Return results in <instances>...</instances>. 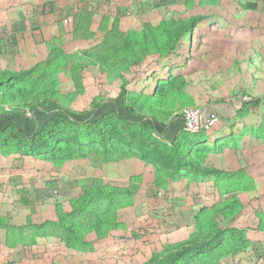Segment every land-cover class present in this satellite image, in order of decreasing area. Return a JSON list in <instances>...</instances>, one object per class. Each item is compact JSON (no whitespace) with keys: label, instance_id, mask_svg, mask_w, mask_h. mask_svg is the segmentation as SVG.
Masks as SVG:
<instances>
[{"label":"rangeland","instance_id":"rangeland-1","mask_svg":"<svg viewBox=\"0 0 264 264\" xmlns=\"http://www.w3.org/2000/svg\"><path fill=\"white\" fill-rule=\"evenodd\" d=\"M186 1L0 0V71L8 69L6 55L16 50L29 52L33 40L47 35V31L52 33L57 25L73 23L75 14L90 3H104L103 13L114 9L115 16L121 18L119 31H139L141 23L148 20L156 24L158 19L169 17V6ZM221 2L226 11L200 38L199 67L183 74L187 85L179 88L183 89L182 99L187 106L223 102L235 94L260 98L257 105L241 103L232 118H219L201 135V145L209 152L216 151V144L219 151L237 155L245 152L248 164L243 172L237 171L235 178L195 173L184 167L172 173L164 154L166 147L156 145L147 134L130 140L129 131L113 116L94 127L58 121L42 136L27 140L17 139L7 128L0 134V215L16 213L17 228L12 235L0 228V264H145L169 247L192 238L201 228L209 233L217 224L213 212L231 202L234 211L227 226L233 232L210 256L200 255L188 264H264V0ZM248 2L256 8L245 11L240 7ZM51 5L55 7L51 9ZM99 19L96 13L90 17L97 37L83 42V47L100 43V32L112 29L113 22L100 24ZM111 68L100 72L96 66L86 67L78 85L70 73H60L57 98L67 101L75 111L115 98L120 79ZM39 73L37 67L17 83L4 87L10 101L1 99L0 111L8 103L28 116L45 97L42 84L37 82ZM182 73L178 72L180 77ZM123 94L126 97L125 91ZM167 97L169 108H175L177 101L170 98L169 92ZM96 127L112 138L115 160L106 159ZM54 161L61 169L51 166ZM97 179L130 192L114 210L113 217L122 232L102 239L91 232L86 236L88 251L68 249L52 227L57 221L56 209L59 206L64 212L70 211L68 200L80 195L81 186ZM249 224L254 229H247ZM43 232L48 233L30 238L33 233ZM236 243V253L213 260Z\"/></svg>","mask_w":264,"mask_h":264},{"label":"trees","instance_id":"trees-1","mask_svg":"<svg viewBox=\"0 0 264 264\" xmlns=\"http://www.w3.org/2000/svg\"><path fill=\"white\" fill-rule=\"evenodd\" d=\"M221 1L189 0L182 2L181 5L173 4L168 7L172 8L168 18L158 19L156 24H150L147 20L141 23L142 28L139 31L133 29L119 31L117 23L121 18L115 16L114 9H108L109 13L107 11L103 13L104 3H90L91 6L75 14L73 23L66 26L57 25L52 33L47 32L46 37L35 42L34 51L16 50L6 55L8 69L0 71L2 89L0 105L1 99L3 101L10 99L8 91L3 90L4 87H9L11 82L12 85L17 83L37 67L40 69L37 82L42 84L45 97L30 109L28 116L7 103L0 111V134L11 128L17 139H34L42 136L46 129L57 125L58 121L72 126L94 127L105 117L113 116L123 124L126 131H129L130 140L147 134L156 140V145L166 147L164 154L168 161V171L172 173H178L184 167L200 174L223 178L237 177V171L243 172L248 164L247 155L245 152L237 155L230 151H219L217 144L214 148L216 151L209 152L201 145L203 141L201 135L210 128H203L202 124L211 114L220 119H228L227 117L238 112L241 103L257 105L260 98L235 94L223 102H206L200 108L201 126L197 131L188 129L182 118L175 113L189 107L184 105L183 89L179 86L187 85L186 78H183L184 73L187 74L199 67L198 62L201 59L199 41L226 11ZM53 6L51 5V9ZM240 7L245 11H251L256 5L248 2ZM95 13L100 17V24L109 25L113 22L112 29L100 32L103 33L100 43L83 47V42L97 37V32L90 26V17ZM34 61L38 64L33 65ZM25 63L29 64V67L25 68ZM89 66H96L100 72L110 71L113 67L111 69L116 70L120 79V91L115 98L102 99L85 111H75L69 107L67 101L61 102L56 96L58 76L60 73L68 72L78 85L81 71ZM178 72H183L180 74L181 77ZM168 92L170 98L177 101L175 108H169L171 104L167 97ZM15 101L20 102V99ZM223 111L229 115L225 117L226 113ZM168 115L169 117L164 120ZM97 131L106 159L115 160L112 138L100 128H97ZM46 145L48 147L50 143ZM248 156L250 158L251 152ZM51 166L57 170L61 169L60 164L55 161ZM105 184L97 179L89 186H81L80 195L68 200L70 205L68 212L57 207V221L53 222L52 227L56 229L55 234L61 238L66 248L86 252L88 251L86 236L89 233L93 232L96 239H102L122 232L121 225L113 217L114 210L121 199L130 195V192L126 188H114ZM232 203L213 212L212 217L217 219V224L209 233H203L200 227L195 236L169 247L145 264H188L200 255L210 256L222 244V239L233 232L228 230L227 226L233 216ZM15 215L16 213H6L5 217L0 215V228L5 229L7 234H14L17 228L14 223ZM27 223H31L30 219H27ZM250 224L247 229H254ZM46 233L48 232L33 233L30 238L34 235L46 236ZM236 252L237 243L235 247L227 248L213 260H220L224 255Z\"/></svg>","mask_w":264,"mask_h":264},{"label":"built area","instance_id":"built-area-1","mask_svg":"<svg viewBox=\"0 0 264 264\" xmlns=\"http://www.w3.org/2000/svg\"><path fill=\"white\" fill-rule=\"evenodd\" d=\"M183 120L184 125L193 131H197L201 126L200 121V107L198 106H189L184 107L176 113ZM219 118L215 114H211L206 121L203 122V128H211L217 124Z\"/></svg>","mask_w":264,"mask_h":264},{"label":"crops","instance_id":"crops-1","mask_svg":"<svg viewBox=\"0 0 264 264\" xmlns=\"http://www.w3.org/2000/svg\"><path fill=\"white\" fill-rule=\"evenodd\" d=\"M48 32V31H47ZM43 37H46V35L45 36H43ZM205 37V36H204ZM42 39V37H40V39L39 40H41ZM39 40H33L32 41V45H33V48L31 49V50H29V52H32V51H34L35 50V42H39ZM201 108V107H200ZM213 112V111H212ZM224 113H226L225 111H223ZM225 115V117L227 116V115H229L228 113H226V114H224ZM223 115V116H224ZM234 116V115H233ZM233 116H231V117H227L228 119L229 118H232Z\"/></svg>","mask_w":264,"mask_h":264}]
</instances>
